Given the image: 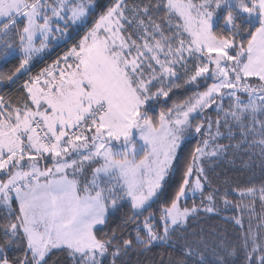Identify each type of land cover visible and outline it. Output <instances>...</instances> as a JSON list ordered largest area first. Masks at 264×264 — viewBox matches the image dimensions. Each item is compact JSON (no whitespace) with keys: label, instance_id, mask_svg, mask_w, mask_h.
<instances>
[{"label":"snow or ice","instance_id":"1","mask_svg":"<svg viewBox=\"0 0 264 264\" xmlns=\"http://www.w3.org/2000/svg\"><path fill=\"white\" fill-rule=\"evenodd\" d=\"M91 8L92 0H0V58L21 54L19 66L0 73V82H14L54 33L63 34L60 21L84 23ZM221 8L225 14L217 26ZM201 81L205 90L158 118L149 115V101L185 85L199 89ZM213 106L215 121L201 123L193 115ZM221 120L228 139L238 133L240 140L213 146L203 139L170 205L159 213L160 228L152 213L139 223L174 170L186 134L194 129L210 135L215 125V141ZM242 144L264 157V0H147L131 6L113 0L78 45L24 82L21 101L0 95V206L7 210L0 224V264H48L53 250L72 264H105L109 258V264H122L121 257L135 248L167 244L198 213L179 204L188 189L201 194L206 213L217 211L218 196L225 207L232 205L227 191L204 194L201 162ZM49 159L52 165L41 167ZM239 194L255 196L256 189ZM125 200L132 213L125 224L136 223L135 236L98 229ZM232 219L243 226L241 218ZM241 240L228 246L198 237L184 244L178 264H189L188 258L210 264L209 249L215 264H229L241 251L250 262L260 250L251 227ZM21 243L23 258L10 261L6 249Z\"/></svg>","mask_w":264,"mask_h":264},{"label":"trees","instance_id":"2","mask_svg":"<svg viewBox=\"0 0 264 264\" xmlns=\"http://www.w3.org/2000/svg\"><path fill=\"white\" fill-rule=\"evenodd\" d=\"M112 2L113 0H97L95 9L91 11L88 16V25L86 26V29L81 30L68 43L61 45V47L57 48L43 61L36 62L30 69L31 75L36 76L42 69L53 65L54 62L60 59L63 54L70 50V48L78 45L80 39H82L87 31L93 26L94 21L98 19L104 11H106L107 7L110 6ZM142 2L147 3V0H128L130 6L133 4H140ZM223 16L218 21L217 26H222ZM19 61L20 56L17 55L1 63L0 73L11 74L19 66ZM27 80L28 73L18 74L15 81L11 83L7 81L0 82V95L4 96L6 100L11 101L13 104L18 103L23 98V84ZM207 83L210 84L211 80ZM253 83H255L254 79ZM205 88L206 84L203 81L200 82L199 89L193 85H185L181 88H175L169 93L167 98H156L145 107L148 109L149 115L154 118H158L161 111L167 112L168 109L173 108L174 104L183 103L188 100L189 97L193 96L196 91H203ZM241 95L246 96V94ZM200 121H203V119ZM202 137L203 135L190 138L182 145L173 164L174 170L170 171V174L163 183L158 197L144 212L143 216L139 218V223H142L143 219L148 216L149 213H152L154 216V224L158 229L160 228L163 222L159 219V213L163 208L168 207L170 205V201L174 198V195L182 181L186 164L191 161L192 154L195 152L196 147L198 145L202 146ZM40 164L50 167L52 165V161L50 159L42 160ZM216 165V167L208 172V180L210 183L204 189L205 195L210 191L219 189V193L227 191L228 199L232 202L238 203V201L241 200L236 195V192H239L240 189L253 187L258 190L261 187H264V168H261L260 165H257V167H248L245 166V162L241 160L239 162H235L234 164L222 162L220 164L216 163ZM217 201H219V205L222 204V200L219 196L217 197ZM203 203H205V201H203ZM14 205L17 207L15 203ZM194 206L197 208L202 207L201 198H190L182 204V208L187 207L191 209ZM131 214L130 205L121 206L107 217L106 224L99 229H102L103 232H106L109 235H111L112 231L115 230L117 235H120L121 233L125 236L131 234V236L134 237L136 223L130 222L125 224L126 218ZM224 216H226V214L221 208H217L216 213L209 216L204 213H199L197 217L196 215L194 217H190L189 226L182 229L180 232H177L174 235V239L169 241L167 244H154L150 250L135 248L130 251L127 256L121 257V259H125L124 264H126L127 261L129 264H178V262L184 258V244L186 242H193L201 236H203L210 244H215L223 240L228 246H239L242 243L240 236L241 232L232 221L224 219ZM4 217L5 216L0 213V224L5 222ZM141 231H143L142 228ZM2 236L3 234L0 232V240H2ZM12 247L6 249V253L10 261L15 262L17 259H22L25 250H19L15 246ZM60 254L63 253L53 254L49 258L52 261ZM205 255L210 264H215V257L211 254L210 249ZM48 263L51 262L48 261ZM65 264H72V261L67 259ZM105 264H109V260H107ZM229 264H247L244 251H241L240 254L235 257H231ZM251 264L258 263L253 261Z\"/></svg>","mask_w":264,"mask_h":264},{"label":"rangeland","instance_id":"3","mask_svg":"<svg viewBox=\"0 0 264 264\" xmlns=\"http://www.w3.org/2000/svg\"><path fill=\"white\" fill-rule=\"evenodd\" d=\"M96 2H97V0H92V8L90 9V12L95 9ZM224 14H225V11L223 8H221L220 10L217 11V13H216V23L217 24H218V21L221 19V17ZM59 23L61 24V27L63 29V34L62 33H54V35L51 36L49 38V40L47 41V48H45L42 52L37 53L33 57L30 64L27 66V69L22 70V72L20 74L28 73V79L30 77H34L30 73L31 67L36 62H41L46 57H49L51 55V53H53L57 48L61 47V45L68 43L81 30L86 29V26L88 25V18L86 19V21L84 23H77V24L69 23L67 26H65L63 24V21H60ZM40 39L41 38L39 36H37L36 41H35L37 47H39V45H40ZM17 55H19V56L21 55L18 50L6 58H0V65H1V63L5 62V61L9 60L10 58H12L13 56H17ZM64 55L65 54H63L61 56V58ZM153 100L149 101L147 103V105H149V103H151ZM224 105H225V107H227V99H225ZM214 109H215V106H213V108H209V109L205 110V113H202V114L196 113L193 115L197 116V119H199L198 121L201 123H204L203 121H206V119L208 117H211V119L213 121H215V119L217 117H216V113H215ZM201 119H203V121H200ZM195 122L196 121H194L193 123H195ZM223 123H224L223 120H221L220 131H221L222 135L217 137L215 141L211 140V136H214L216 133L215 125H213V127L211 129V134L210 135H203L202 139L208 138L210 140V143L213 144V146L215 143L225 144V145H228V144L235 145L240 140L239 134L237 133V135L230 141L228 139L227 129L223 126ZM206 128H207V124L205 123V129H202V133L205 132ZM190 131H191V135L186 134L185 138L181 142V146L177 151V156H178V153H179L182 145L185 143V141L189 140L190 138H195V137H199L202 135V134L195 133L194 129L190 130ZM247 147L248 146L246 144H242L240 149H235L234 147H230L223 155H220L218 157L204 158L203 161L201 162V166H203L205 169L206 179L204 176L200 177L202 183L204 184V189L210 183L208 180V172H210L214 167L217 166L216 163L220 164L222 162H226V163L234 164L235 162H239L241 160V161L245 162V166L257 167V165H260L261 168H264V157H261V155L259 153V149L254 146L251 150H245ZM175 160L173 161V164H174ZM41 167H46V165H41ZM69 175L71 176V170H69ZM167 177H168V175L162 181V186H163V183L165 182V180L167 179ZM196 178L197 177L194 173V175L191 177V179L194 181ZM260 189L256 190L255 196H244L243 198L240 196L239 192H236V195L241 200V201H238L240 203V208L235 207V205L237 204L236 202H232V205L225 207L223 205V201H222V204L219 205V201L216 200L217 208H219V209L221 208L222 211H224V213L226 214V216H224L223 218L227 219L229 221H232L236 225V227L241 232L240 236H242V234H246L250 227H251L252 232L256 235V244L259 246L260 250H258L255 253H252L253 258L250 262L248 260H246L247 264H251L253 261L260 264V257H261V255H264V201H262L260 199ZM157 197L153 198V200L150 202V205L152 204V202H154L156 200ZM195 197L201 198V200H202L201 194L199 192L193 193L190 189H188L187 195L185 197H182L180 202H179L180 206L182 207L183 202H185L186 200H188L190 198L192 199ZM204 201H205L204 204H206L207 201L206 200H204ZM124 205H129V203L126 200L121 201L119 207L124 206ZM14 207H15V205H14ZM17 207H18V205H17ZM197 209H198V213L196 214V217L199 213H204L205 215H208V216L216 213V212L206 213L203 211L202 207L197 208ZM115 211H116V209L110 210L108 216L110 214L114 213ZM6 212H7V210L4 209L2 206H0V213H2L4 216H6ZM233 217L241 218L243 226L241 227V226L237 225L234 222V220L232 219ZM4 221H5V219H4ZM101 227L102 226H98V229ZM10 247H12V246H10ZM15 247H17L19 250L24 249V245L22 243L19 246H15ZM250 250H251V241L249 242L248 251H250ZM56 253H61V252L58 250H53V252L50 253L49 257L53 254H56ZM49 257L47 258V260L51 263H48V264H65L67 259L71 260V258L68 257L65 253L60 254L58 257L54 258L52 261L50 260ZM188 259H189V263H191L192 258H188ZM121 260H122V264H124L125 259H121ZM109 261H110V258H109ZM126 264H129V262L127 261Z\"/></svg>","mask_w":264,"mask_h":264}]
</instances>
